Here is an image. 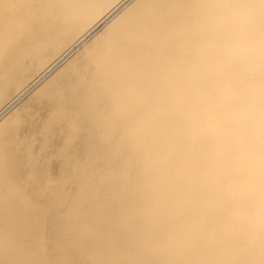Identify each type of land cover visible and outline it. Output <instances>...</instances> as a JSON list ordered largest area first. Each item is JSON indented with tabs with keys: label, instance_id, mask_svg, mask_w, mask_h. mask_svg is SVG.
<instances>
[{
	"label": "bare ground",
	"instance_id": "obj_1",
	"mask_svg": "<svg viewBox=\"0 0 264 264\" xmlns=\"http://www.w3.org/2000/svg\"><path fill=\"white\" fill-rule=\"evenodd\" d=\"M209 7L0 0V264H264L193 115Z\"/></svg>",
	"mask_w": 264,
	"mask_h": 264
},
{
	"label": "clouds",
	"instance_id": "obj_2",
	"mask_svg": "<svg viewBox=\"0 0 264 264\" xmlns=\"http://www.w3.org/2000/svg\"><path fill=\"white\" fill-rule=\"evenodd\" d=\"M205 86L194 119L206 136L237 214L264 231V12L248 0H209Z\"/></svg>",
	"mask_w": 264,
	"mask_h": 264
}]
</instances>
